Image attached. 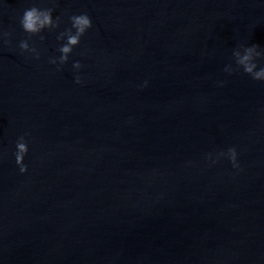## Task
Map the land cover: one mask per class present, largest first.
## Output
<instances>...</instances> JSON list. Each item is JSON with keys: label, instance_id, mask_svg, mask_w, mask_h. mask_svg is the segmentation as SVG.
Listing matches in <instances>:
<instances>
[{"label": "water", "instance_id": "water-1", "mask_svg": "<svg viewBox=\"0 0 264 264\" xmlns=\"http://www.w3.org/2000/svg\"><path fill=\"white\" fill-rule=\"evenodd\" d=\"M33 4L91 15L85 83L48 63L56 32L21 53ZM242 42L264 47V0H3L0 264H264V82L223 71ZM232 146L243 171L207 166Z\"/></svg>", "mask_w": 264, "mask_h": 264}, {"label": "clouds", "instance_id": "clouds-1", "mask_svg": "<svg viewBox=\"0 0 264 264\" xmlns=\"http://www.w3.org/2000/svg\"><path fill=\"white\" fill-rule=\"evenodd\" d=\"M3 3V0H0ZM69 26L63 27L64 18L62 15H55V6H40L33 4L26 8L19 18L20 26L24 32L28 34V38L21 40L19 49L21 53L28 54L30 59L39 60L43 55L44 50L30 42L33 36H39L40 40H44L42 33L45 31L56 32L58 55H53L48 58V63L56 66L57 71H61L63 67L71 61V67L74 73L75 83L83 84L85 80L81 75V70L84 68L80 60H72L75 49L81 45L82 39L94 27V22L91 15L87 12L71 14L68 17ZM11 33H3V36H10ZM233 63L227 64L223 71L229 76L235 73H243L251 77L253 81L264 82V47L259 44L239 43L232 51ZM225 81H218L219 86H223ZM149 81L145 80L139 87L146 88ZM28 133L21 135L15 142V162L19 167V172L25 174L29 171L28 164L25 159L30 152L28 141ZM2 156V153H0ZM222 160H227L237 172L243 171L240 163V152L237 147L232 146L226 150L220 149L209 152L205 156V161L208 167H213ZM195 162L189 161L192 165Z\"/></svg>", "mask_w": 264, "mask_h": 264}]
</instances>
